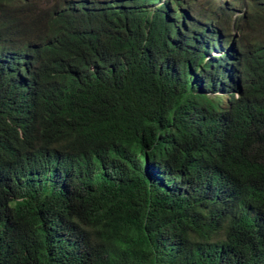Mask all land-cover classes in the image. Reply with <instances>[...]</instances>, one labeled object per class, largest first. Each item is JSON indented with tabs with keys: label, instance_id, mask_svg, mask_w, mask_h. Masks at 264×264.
<instances>
[{
	"label": "trees",
	"instance_id": "16d2710c",
	"mask_svg": "<svg viewBox=\"0 0 264 264\" xmlns=\"http://www.w3.org/2000/svg\"><path fill=\"white\" fill-rule=\"evenodd\" d=\"M186 4L0 0V264H264V0Z\"/></svg>",
	"mask_w": 264,
	"mask_h": 264
},
{
	"label": "clouds",
	"instance_id": "9594fccd",
	"mask_svg": "<svg viewBox=\"0 0 264 264\" xmlns=\"http://www.w3.org/2000/svg\"><path fill=\"white\" fill-rule=\"evenodd\" d=\"M185 1V3H187L186 4V6H191L192 8H196V7H199V6H201V5H203V4H214V5H220V6H222L223 7V5H225V0H184ZM227 2H228V0H226ZM232 1V0H231ZM90 6H93V4H91ZM145 6V8H149V7H151V4H147V5H144ZM169 15H172L169 11L167 12ZM195 13H197V9H195ZM150 15H151V13H150ZM233 17H234V15H233ZM199 19V18H198ZM234 19V18H233ZM234 34L237 36L238 35V33L237 32H234ZM166 36L167 37H169V39L172 41V43H174V46L173 47H169V48H172V49H170V50H173V52H174V50H176V49H180V42H181V39H182V36H181V34H180V32L178 33V32H173V31H171L170 29L168 30V32L166 33ZM172 36H174V37H178L179 38V40H177V41H173L172 40ZM172 52V51H171ZM180 53V50H179V52H178V54ZM169 55V54H168ZM178 56V55H177ZM168 63H169V60H168ZM170 64V63H169ZM171 65V64H170ZM195 77L193 78V80L191 81V82H193V81H195ZM212 93V92H211ZM213 94H217V93H213Z\"/></svg>",
	"mask_w": 264,
	"mask_h": 264
},
{
	"label": "rangeland",
	"instance_id": "374dc122",
	"mask_svg": "<svg viewBox=\"0 0 264 264\" xmlns=\"http://www.w3.org/2000/svg\"><path fill=\"white\" fill-rule=\"evenodd\" d=\"M171 10H173V9H171ZM233 24H234V21L231 22V27L232 28H233ZM231 32H235V30H232ZM172 40L173 41H177V40H179V38L172 36ZM169 49H172V48H169ZM179 50L180 49H176V50H174V52L172 51V52L169 53L168 60H169V63L171 65L176 63V59H177L176 57L178 55ZM216 53H217V51H216V49H214L213 52L211 53V56L217 55ZM195 76H196V74H195ZM181 79H185V77L182 75ZM186 80H190L189 77L188 78L186 77ZM202 92H206L205 94L208 97H211V98L214 97V96H219L218 93L217 94H213V93L209 92V90H207V89L203 90Z\"/></svg>",
	"mask_w": 264,
	"mask_h": 264
}]
</instances>
